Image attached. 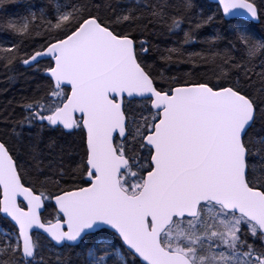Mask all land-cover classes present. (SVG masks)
<instances>
[{
  "label": "snow or ice",
  "instance_id": "snow-or-ice-1",
  "mask_svg": "<svg viewBox=\"0 0 264 264\" xmlns=\"http://www.w3.org/2000/svg\"><path fill=\"white\" fill-rule=\"evenodd\" d=\"M9 4L0 264H264V0Z\"/></svg>",
  "mask_w": 264,
  "mask_h": 264
},
{
  "label": "trees",
  "instance_id": "trees-1",
  "mask_svg": "<svg viewBox=\"0 0 264 264\" xmlns=\"http://www.w3.org/2000/svg\"><path fill=\"white\" fill-rule=\"evenodd\" d=\"M22 11V7L17 4L6 5L5 10L0 11V15H15ZM5 39L0 37V41ZM39 39V38H37ZM33 41L29 40L26 42L27 46H31ZM25 87L23 78L19 79L15 84L7 83V74L6 70L0 68V109H3L7 106L8 101L13 100L14 97L19 98V93L22 88ZM7 90L5 91V89ZM51 211V210H50ZM6 227V225L0 224V228Z\"/></svg>",
  "mask_w": 264,
  "mask_h": 264
}]
</instances>
